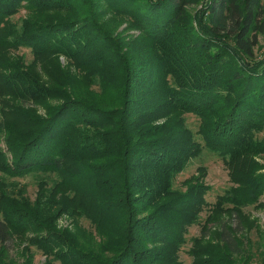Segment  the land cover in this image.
<instances>
[{"label":"trees","instance_id":"16d2710c","mask_svg":"<svg viewBox=\"0 0 264 264\" xmlns=\"http://www.w3.org/2000/svg\"><path fill=\"white\" fill-rule=\"evenodd\" d=\"M209 1L193 29L183 0H83L88 12L78 20L55 14L70 0H0L2 59L7 48L27 47L43 71L20 58L3 65L12 73L0 75L7 146L6 154L0 149V171L51 179L39 182L33 203L1 191L0 264L19 263L16 241L27 234L30 248L61 264H183L188 228L209 204L199 177L184 181V191L175 181L204 148L228 161L237 185L209 211L227 202L235 231L245 230L244 209L264 193V172L256 174L264 165L249 160L264 155L253 135L264 124V62L254 63L264 6ZM22 8L34 16L3 28ZM99 12L132 18L146 40L115 41L112 27L98 25ZM142 42L147 65H131L127 55ZM61 57L86 74L87 84L105 77L109 95L81 86ZM185 114L199 118L203 145ZM64 216L76 224L84 217L94 230L59 229ZM223 228L226 248L202 246L194 264H234L240 249L226 241Z\"/></svg>","mask_w":264,"mask_h":264},{"label":"rangeland","instance_id":"374dc122","mask_svg":"<svg viewBox=\"0 0 264 264\" xmlns=\"http://www.w3.org/2000/svg\"><path fill=\"white\" fill-rule=\"evenodd\" d=\"M83 0H70L69 3H66V7L63 6L60 8H55L54 10H58L55 14H62L69 20H78L87 16L88 10H85L86 7H82L84 3ZM185 5V11L189 15L191 26L193 29H197V21H199L198 16L203 14L202 11L204 7L210 2L209 0H183ZM262 5L264 6V0H262ZM53 10V9H52ZM101 12L96 14V18L98 21V25L103 26L106 29L110 27L113 28V31L110 32L115 37H113L116 41L119 42L121 39L125 43H130L139 36H141L142 41L146 39L142 36L141 30L134 26V20L132 18H124L122 20H116V14L110 12H104L105 16H100ZM37 15V14H36ZM44 15V14H41ZM34 14L28 12L26 8H22L19 13L10 17L7 20V23L4 24L3 28H8V26L12 27H21L22 23L25 20L33 17ZM109 17L112 19L110 20ZM208 15L205 17L207 20ZM114 20V21H112ZM196 21V22H195ZM208 21V20H207ZM109 33V32H108ZM122 35V36H120ZM135 36V37H134ZM145 45L144 42L139 45L136 50L132 48L128 53V61L133 62L131 65H139L145 66L148 62V57L145 58L142 55V47ZM134 50V51H133ZM254 63H262L264 62V34H259L258 36V45L254 49ZM0 52V75L5 76L12 71L7 70L3 65L5 62L9 60H17L18 58L22 59L25 64L31 65L32 63L36 64L38 71L43 72L37 60H35L32 52L27 47H20L18 49L7 48L6 53H3V59ZM62 68L68 72L70 76H76L81 79L82 76L86 74L80 71L74 63L66 60L65 57H61L59 59ZM137 70V68L135 69ZM89 71V70H88ZM4 81V78H1ZM93 81V82H92ZM87 80H80L79 84L82 86H87L90 92H93L97 96H108V91H104L102 85L108 84L109 81L105 77L95 76L89 83H86ZM92 82V83H91ZM1 85L0 83V122L2 121V107H3V96L1 95ZM69 91H71V86L66 87ZM80 88V87H79ZM9 97H6L8 99ZM27 104L26 107H30ZM40 115H45V109H39L38 112ZM187 127L194 133V137L198 142H203L201 136L198 134L200 127V120L197 116L193 114H185L184 115ZM254 141L257 143H261L264 145V124L262 130L259 132H253ZM203 145V143H202ZM0 149L6 154L7 146L5 143V135L4 132L0 131ZM11 157L10 154H8ZM245 158V171H247L248 163ZM249 160L254 163H260L264 165V155L249 158ZM264 172L263 170H258L256 174H260ZM50 176H45L43 174H31L26 177H10L4 172L0 171V198L1 191L6 190L10 196L12 197H24L27 201L33 203L37 199L39 193V182L41 180L49 179ZM192 177H199V183L206 187V202L209 204L204 212L201 214L200 220L197 224L192 225L188 228V233L186 235V243L182 246L179 260L182 261L183 264H194L195 257L194 252L197 251L198 248L206 245H212L217 250H220L222 247L225 249V242L222 240L220 232L221 229L227 226L230 230L224 229L225 231V239L227 242L231 243V245L236 248H239L240 251L235 253L232 256L234 264H264V193L259 197L257 203L248 206L244 209V226L245 230L235 231L238 228V221L236 219H231L230 213L227 211L228 207H232L227 202L223 203V209H217L215 212L209 211L214 208V205L218 203V197H224L227 195V192L230 189L236 187L237 185L231 180V170L228 165V161H226L223 157L209 151L204 148L201 155L192 160L188 165L186 170L180 174L175 181V188L180 190H185L186 187L182 184L184 181L191 179ZM52 178V177H51ZM73 219L68 216H64L58 221L59 229H71L74 231L75 224ZM77 224L80 225V228L84 227L88 230L93 231L94 226H92L91 222L81 217L77 220ZM76 224V225H77ZM31 236L23 235L18 237L17 248L14 252L16 255V259L19 262L18 264H25L27 257H29L32 253L33 259L32 264H61V262L53 261L51 257L44 255L41 251L37 250V248H30V240ZM236 239L239 243L237 245ZM236 248V249H237ZM222 250V249H221ZM236 252V250H234ZM201 252V251H200ZM202 253V252H201ZM226 251L223 253L225 254ZM217 255H221V253H217ZM217 259L224 260V258ZM222 262V261H221Z\"/></svg>","mask_w":264,"mask_h":264}]
</instances>
